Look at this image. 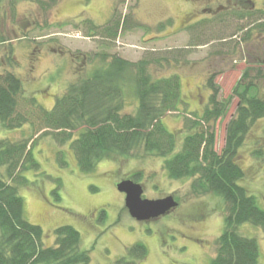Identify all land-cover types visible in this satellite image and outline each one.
I'll use <instances>...</instances> for the list:
<instances>
[{
	"label": "rangeland",
	"instance_id": "rangeland-1",
	"mask_svg": "<svg viewBox=\"0 0 264 264\" xmlns=\"http://www.w3.org/2000/svg\"><path fill=\"white\" fill-rule=\"evenodd\" d=\"M12 1L5 0L0 10V36L8 40L0 44V74L10 72L22 81V113L37 116L38 106L52 110L70 85L103 66L104 55L109 60L119 55L131 62L152 59L148 71L154 78H181L184 103L180 111L163 119L176 136V153L188 132L186 119L210 106L207 82L215 76L219 100L230 99L222 117L209 123L216 136L215 151L220 154L238 104L237 98H232L234 87L247 69L252 76L258 69L264 71V31L257 26L264 23V14L255 25L204 12L206 6L214 10L225 6L224 0H60L47 11L33 1L19 0L11 5ZM254 1L256 9L264 11V0ZM115 9L121 22L129 17V26L121 27L115 39L88 36L85 20L104 25ZM188 16L192 20L188 24L204 22L208 31L200 36L201 27L183 28ZM256 82L264 98V80ZM33 98L38 106L31 103ZM137 106L133 91L127 89L122 113L133 114ZM26 115L29 122L20 129L0 126V140H32L40 167L24 174L30 183L20 187L19 194L24 199L26 219L42 227L45 246L55 245L56 228L70 225L81 233V248L89 251L90 264H116L136 243L148 250L138 264H210L227 212L222 198L209 192L205 181L198 177L172 180L164 169L165 159L143 150L127 157L113 155L100 162L94 172L82 173L70 144H57L53 131L41 128L35 116ZM236 161L245 173L240 184L264 209V118L251 126ZM136 173L140 176L134 182L143 186L144 198L173 196L178 207L151 221L132 218L117 184ZM101 210L106 211L105 220ZM239 229L243 236L257 240L259 264H264V229L252 225Z\"/></svg>",
	"mask_w": 264,
	"mask_h": 264
},
{
	"label": "trees",
	"instance_id": "trees-1",
	"mask_svg": "<svg viewBox=\"0 0 264 264\" xmlns=\"http://www.w3.org/2000/svg\"><path fill=\"white\" fill-rule=\"evenodd\" d=\"M27 1L38 3L47 11L60 0ZM4 2L0 0V10ZM16 2L19 0H13L11 5ZM261 13L264 12L257 11L254 15ZM257 18L250 24H258ZM84 24L89 28L88 36L115 39L121 27L129 26V17H124L121 22L115 9L104 25H97L91 19H86ZM204 25L207 26L199 22L187 27L195 30L201 27L200 36H203L207 30ZM257 26L264 31V23ZM7 41L0 36V44ZM11 58L9 63H12ZM102 60L103 66L90 77L70 85L68 91L57 98L52 110L38 106L35 98L31 99V103L39 108L37 116L19 112L22 81L10 72L0 74V126L5 130L20 129L29 122L26 114L35 116L41 128L53 131L57 144H70L80 170L85 174L94 172L100 162L113 155L127 157L134 151L143 150L148 155L164 158V169L170 179L198 177L206 182L209 192L226 204L224 230L217 239L216 256L210 264H259L257 240L243 236L239 228L252 225L264 229V209L240 184L245 173L236 158L251 126L264 118V98L256 82L264 80L263 69H258L255 76L247 69L234 87L232 98H237L238 104L235 116L227 125L220 154L215 151L216 136L209 123L222 117L230 99L219 100L220 87L215 83L214 75L207 82L211 91L210 106L202 114L192 113L194 119H186L188 132L182 149L176 153V136L167 129L163 119L169 113L180 111V105L184 103L180 76L154 78L148 71L152 59L131 62L119 55L111 56L110 60L104 55ZM127 89L133 91L138 101L133 114L122 113ZM31 141L0 140V264H90L89 251L81 248L82 236L76 228L70 225L56 228L55 245L47 247L42 227L25 217L24 199L19 188L30 183L24 174L30 170L37 172L40 167ZM138 176L140 174L136 173L131 178L137 181ZM91 189L97 191L95 187ZM57 190L54 193L59 199ZM100 215L106 219L105 210H101ZM147 255L146 246L136 243L116 264H138Z\"/></svg>",
	"mask_w": 264,
	"mask_h": 264
},
{
	"label": "water",
	"instance_id": "water-1",
	"mask_svg": "<svg viewBox=\"0 0 264 264\" xmlns=\"http://www.w3.org/2000/svg\"><path fill=\"white\" fill-rule=\"evenodd\" d=\"M119 192L125 195V206L132 218L139 222L151 221L169 214L178 207L173 196L161 199L144 198V188L132 179L117 184Z\"/></svg>",
	"mask_w": 264,
	"mask_h": 264
},
{
	"label": "flooded vegetation",
	"instance_id": "flooded-vegetation-1",
	"mask_svg": "<svg viewBox=\"0 0 264 264\" xmlns=\"http://www.w3.org/2000/svg\"><path fill=\"white\" fill-rule=\"evenodd\" d=\"M185 1H193V0H185ZM226 5L223 6H218L215 10L206 6L204 7V12L211 15H223L225 18H230L233 19L235 22L236 21H251L252 19L256 18V16L258 18H260L259 15H262L264 13L261 14H256V16L254 15L255 12L257 11H262L263 10H257L256 9V3L254 0H224ZM189 15V14H187ZM191 16H188V18H186L184 20L183 23V28L189 26L191 23L190 20ZM188 24V25H187Z\"/></svg>",
	"mask_w": 264,
	"mask_h": 264
}]
</instances>
